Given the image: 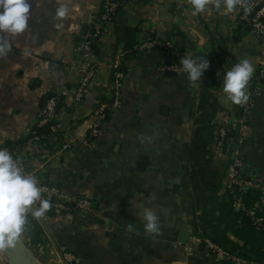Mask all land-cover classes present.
Returning a JSON list of instances; mask_svg holds the SVG:
<instances>
[{
	"label": "crops",
	"instance_id": "obj_1",
	"mask_svg": "<svg viewBox=\"0 0 264 264\" xmlns=\"http://www.w3.org/2000/svg\"><path fill=\"white\" fill-rule=\"evenodd\" d=\"M106 1L65 0L70 15L57 20V0H31L29 31L12 38L11 53L0 59V149L35 176L59 183L72 206L64 217L52 212L36 220L29 214L21 237L32 258L38 264H234L206 251L199 236L246 264H264V230L249 213L264 217V187L258 184L264 183V84L243 115L251 130L239 145L242 172L258 185L229 189L225 174L239 124H228L223 144L218 137L224 118L241 108L223 92V77L241 58L264 69V35H243L239 10L192 15L188 0H112L119 7L101 22ZM86 25L89 32L100 29L97 50L88 57L96 71L77 102L78 67L86 58L75 45ZM148 39L168 41L171 48L144 47L123 90L113 93L114 66L131 42L142 47ZM186 53L210 61L201 81L192 83L174 69ZM50 92L60 98V112L54 132L37 139L32 135L41 101ZM106 98L115 112L95 138L89 131L100 108L109 106ZM79 197L97 208L80 211ZM145 207L159 217L158 235L144 230ZM129 222L135 225L131 233L125 230ZM183 230L186 242L180 241ZM0 264H8L4 252Z\"/></svg>",
	"mask_w": 264,
	"mask_h": 264
},
{
	"label": "clouds",
	"instance_id": "obj_2",
	"mask_svg": "<svg viewBox=\"0 0 264 264\" xmlns=\"http://www.w3.org/2000/svg\"><path fill=\"white\" fill-rule=\"evenodd\" d=\"M57 3L59 7L56 8L55 19L69 17L71 9L65 0H57ZM188 3L192 6V15L210 14L213 10L221 9H223L221 14L231 15L241 8L247 11L249 0H188ZM31 14V0H0V59L11 53L12 38L29 31ZM180 64L192 83L201 81L204 72L210 67V61L204 56L194 57L188 53L180 58ZM255 70L250 59L241 58L225 73L223 92L233 104L240 106L247 104L250 98L247 86ZM148 139L151 140L150 137ZM43 192L38 178L24 170L20 159L14 158L7 149H0V252L16 246L27 229L29 214L40 220L51 210L53 205L50 199L43 197ZM37 202L38 206H35ZM142 218L147 233L153 235L160 233V220L152 208L145 207ZM125 230L131 233L135 231V225L129 222Z\"/></svg>",
	"mask_w": 264,
	"mask_h": 264
},
{
	"label": "built area",
	"instance_id": "obj_3",
	"mask_svg": "<svg viewBox=\"0 0 264 264\" xmlns=\"http://www.w3.org/2000/svg\"><path fill=\"white\" fill-rule=\"evenodd\" d=\"M264 0H249V3L247 5L248 10L245 11L243 8L239 9V15H238V21L242 23L243 25L251 26L252 33L254 35L260 36L264 35V5L260 7L258 10L257 7L262 3ZM119 7L118 1H112L108 0L105 2L104 5V13L102 15V20L107 21L112 18V16L115 14L117 8ZM255 11V13L252 15V13ZM97 29V28H96ZM96 32H100V29H97ZM91 35V33L88 31L83 38H87ZM149 42H145L142 48L154 44L162 49H169L171 48L170 42H162L158 41L157 39H148ZM93 52L91 43L85 39L81 41L78 45H75V53L82 54L86 58V60L79 65L78 67V74L80 76V84L78 88L75 91V98L77 102H80L83 100L86 92V88L89 84V82L94 78L95 76V66L89 62L88 57ZM172 52L176 55H178L177 51ZM118 63H116L117 65ZM115 65V66H116ZM174 69L178 72H183L182 65L180 63H177L174 67ZM259 71L258 75L256 76V73ZM116 83L119 84V79L123 78V73H117L116 75ZM262 80L264 81V69L261 68L259 70H255L252 79L249 82L248 87V93H249V100L247 104L244 105V113L253 106L254 101L256 97L261 93L262 89ZM119 92V89L117 90ZM118 100V98H117ZM60 98L58 96H51L48 98L45 102V104L41 108V115L39 120V125L43 126L46 125L52 121H56L57 119V108L59 105ZM107 105H103L99 113L97 115V119L94 123V125L91 127V130L89 131V134L96 137L100 134L101 127L103 125L102 119L105 117V109ZM235 123L239 124V136L235 142V144L232 147V161L229 163L226 171V183L229 187V189L238 188L240 190H247L249 187L258 185L253 180L247 179L243 172V160L241 159L239 155V145L244 140L247 135H249V132L251 130V126L249 123L244 119V116L233 114L230 117L226 116L222 122V125L218 129V137H219V143L223 144L225 141V138L227 137L228 133V124ZM54 126V125H53ZM53 129V127H52ZM41 136H36L35 138H40ZM22 167L24 170L28 173L26 165L22 162ZM39 181V186L44 189L43 197L46 199H50L52 203V208L54 209V212L58 216L64 217V211H67L69 209V203L66 201L64 195L60 192L59 188L55 186V184H51L48 181H46L43 178H40L36 176ZM76 205L78 209L82 212H90L93 210L92 202L88 197H79L76 199ZM38 206V202L37 205ZM34 206V207H35ZM251 217L253 218L255 224L259 227H261L264 230V217L255 214L254 212H249ZM197 242L203 243L206 251L213 252L217 256L218 259L221 260H229L234 264H246L247 260L237 256L233 253H230L228 250L223 248L221 245H219L217 242L212 240L209 237H199L197 236L195 238ZM69 256V254H67Z\"/></svg>",
	"mask_w": 264,
	"mask_h": 264
},
{
	"label": "trees",
	"instance_id": "obj_4",
	"mask_svg": "<svg viewBox=\"0 0 264 264\" xmlns=\"http://www.w3.org/2000/svg\"><path fill=\"white\" fill-rule=\"evenodd\" d=\"M104 11L105 10L103 8L102 13L97 16L98 17L97 20H99L101 22L103 21L102 20V15H103ZM87 32H88V30H83L81 32V34L77 37L76 45H78L81 41L87 39L92 45V50L96 51L97 50L96 42H97L99 33L96 32L95 30H93L92 32H90L91 35L84 39L83 36H85L87 34ZM142 49L143 48L141 47L140 43L131 42L130 45H129L128 52L126 54H124L121 57L120 62L116 66H114L113 72H112V77H111L113 93H115V91H117L118 89H119V91L123 90L122 88H123L124 78L130 72L131 62H132V60L135 57H137L139 55V53L142 51ZM257 70H259V69H257ZM117 73H123V78L119 79V84L120 85H117V83H116V79H117L116 75H117ZM258 73H259V71L256 73V76L258 75ZM262 83H264L263 80H262ZM51 96H55V94L50 92L47 95H45L43 97L42 101H41L42 102L41 106H43L45 104L46 100L48 98H50ZM106 100L108 101L107 104L109 106L106 107V109H105V117H104V119H102L103 123L109 122L112 119L113 114L115 112V110H113V101H112V99H110V98L109 99L108 98L104 99V101H106ZM60 107H61V104L58 105L57 113L60 112ZM238 113H239V115H242V116L244 115V105L241 106V108L238 111ZM55 123H56V121H52V122H50V123H48L46 125H43V126L38 125L36 127V130H35V132L33 133L32 136H41L42 137V136H45V135H51L54 132L52 127H53V125ZM90 138L91 137H89V139ZM69 206L72 207L71 204H69ZM93 208H95V209L97 208V206H96V204L94 202H93ZM52 212H54L53 208H51V210L48 213L51 214Z\"/></svg>",
	"mask_w": 264,
	"mask_h": 264
},
{
	"label": "water",
	"instance_id": "obj_5",
	"mask_svg": "<svg viewBox=\"0 0 264 264\" xmlns=\"http://www.w3.org/2000/svg\"><path fill=\"white\" fill-rule=\"evenodd\" d=\"M264 5V1L258 5L257 9L258 10L260 7ZM255 13V11L252 13V15ZM89 25H86L85 30H88ZM238 29L242 31L243 35H246L247 32H251L252 28L251 26L246 27V29H243V24L241 23L238 25ZM239 32L236 33V37L239 36ZM138 76L140 75V70L137 71ZM167 75L169 76H177L176 72H168ZM147 101V96H144L142 100L138 102L137 109H136V114L140 113V109L143 107L144 102ZM249 180H253L252 176L249 177ZM259 186L261 189L264 187V183H259ZM57 188L60 187L59 183L55 185ZM180 241L181 242H186L187 241V231L183 230L180 233ZM8 258V264H38L33 258H32V253L29 250L27 244L25 241L20 238L19 242L16 244V246L12 249H9L4 252Z\"/></svg>",
	"mask_w": 264,
	"mask_h": 264
}]
</instances>
